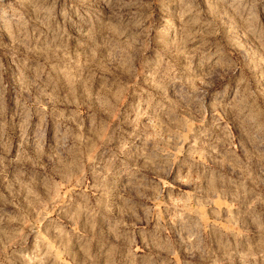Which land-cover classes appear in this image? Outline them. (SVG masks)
I'll return each mask as SVG.
<instances>
[{
	"label": "rangeland",
	"instance_id": "1",
	"mask_svg": "<svg viewBox=\"0 0 264 264\" xmlns=\"http://www.w3.org/2000/svg\"><path fill=\"white\" fill-rule=\"evenodd\" d=\"M0 264H264V0H0Z\"/></svg>",
	"mask_w": 264,
	"mask_h": 264
}]
</instances>
